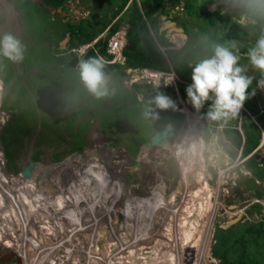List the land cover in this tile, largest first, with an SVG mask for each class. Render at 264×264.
I'll use <instances>...</instances> for the list:
<instances>
[{"label":"rangeland","instance_id":"1","mask_svg":"<svg viewBox=\"0 0 264 264\" xmlns=\"http://www.w3.org/2000/svg\"><path fill=\"white\" fill-rule=\"evenodd\" d=\"M9 1L10 0H0V38L9 34L18 41L21 39L26 40L32 45L30 47H33L34 39L38 37L36 33L40 32L42 29L41 23L45 16L43 11L36 9V4L33 3L24 2L19 5L15 2V5H18L19 9H21V11L23 10L24 14H33V17L31 16V22L26 20L28 26L29 23H31V25L29 28H24L20 23V18L14 6L7 5ZM39 1L40 0H35V2ZM175 1L176 3L170 1L165 4L164 16L176 22L183 21L190 27V41L189 39V42L186 41L184 36H181L182 38L178 37V35L181 34L180 31L171 28L163 30V28L161 29V27H159L158 23H154V25L149 24L148 28L154 38L158 51L164 52L167 60L169 53L176 65H180L185 60L184 64L189 65L192 63L194 67L196 64L194 60H186V58H188L189 54L195 51V49H204L205 47V52L208 50L210 54L208 53V55H206L202 53L201 57L205 59L207 56L211 55L212 46L207 42L208 40H206V38L207 31L212 32L214 28L209 29L205 21L200 22L195 18L188 17L183 10L185 0ZM200 1L202 0L194 1V10L197 6L202 5ZM224 3L225 4L219 1L210 3L207 4V8L210 12L219 10L222 13H229L233 16L234 7L232 6L231 0ZM130 6L131 4L129 2L126 9ZM139 6L140 9L143 10L140 3ZM66 8L70 10L69 12L71 15H74V13L76 14L79 22L83 21L84 24H87V22L90 21V25H93L92 31L95 32L99 38L107 36L109 30L101 32L99 29L100 27L97 26L98 18L94 15L98 10L107 8L106 3L101 2L94 8L89 9L88 0H70L66 4ZM122 13L117 17V20L121 18ZM87 14L92 16L89 15L90 17L86 18ZM153 16L155 17L156 15ZM77 20L74 19V21ZM217 21L218 19L216 22ZM240 22L244 25H248L251 23V20L245 18L243 15L239 19V23ZM127 28L128 24L125 21H122L118 27V32L123 44L126 43ZM22 33L24 34L23 38ZM161 33H164L170 38L171 46L167 47V51L165 50L166 48L160 46L156 40V37H161ZM260 35H258L257 38H259ZM173 36H176L179 40H177V38L174 40L172 38ZM40 43H43V40H40ZM66 43H69V39ZM62 47H64V45H62ZM43 48L47 49L48 46L41 47L40 52L46 53V51L42 50ZM53 54H55V52H53ZM46 55L49 58V54ZM55 55L58 58H70L68 53L64 55ZM41 56L42 54L37 53L36 59H43ZM11 63L12 65L19 63V65L12 67L15 71L17 80H12L8 85L10 89L14 90L13 93L7 92L4 94L3 83L8 81L11 77V69L8 68ZM20 63L21 61H11L10 63L4 61V64L0 65L3 67L0 70H4L3 73L0 72V144L6 149L7 154V150L15 151L19 149V147H22L21 143L24 145L23 148L16 152L17 158L15 156L14 165L12 164L11 166L8 164L7 160H5L4 149H0V170L6 174V179L10 180L11 188L18 189L20 193L19 195L17 191H15L16 198L14 199L11 196L12 193L8 191L11 188H9V186L6 187L5 184H0V198L3 197V199H1V201L3 200V207L0 205V264H78V262H76L77 260L75 261L77 256H80L78 260L82 259L85 264H108V261L104 262V260H109L110 264H134L132 262V257L128 256L127 253L132 255L134 260H138L135 264H218L217 260L211 258L210 248L213 242L209 243V239L211 240L212 235H214L216 222H225L233 219L238 216L240 212L243 216L239 224L240 226L236 224L237 227L241 228V225L244 226L259 221V217L255 210L252 211L251 216L246 215L245 209H248L254 204L255 200L253 199V191L246 189L243 181L252 179L256 184L261 186L259 188L264 193V180L258 181L253 179L254 176L249 168L251 163L256 164L258 168L263 166V138H260L259 144H257L255 148L257 151L251 152L248 156H241L240 159L236 160L241 154L240 150H238L236 159L233 160L228 156L229 152L235 153L236 151L232 144L222 142L220 136L208 137L205 135L201 138L200 130L202 126L205 127L206 125L198 118V123L196 124V121H193L196 118H193L192 115L184 109L182 112L188 117L185 119L184 123L190 124L192 121L193 122L191 123L192 126L187 127L184 131V137L181 132L174 134V140L177 139V142H174V144H176L179 149L180 147H185L181 152H178V157L168 155L167 153L158 157V150L155 151L151 148L148 149L145 146H141L137 157L132 154L128 156L124 154L123 157L120 158V165H117L118 158L115 153L112 156L113 161L111 163H106V152L100 143L96 142L97 139L100 141V131L92 130L93 128L91 126V121L93 120L91 117L96 115V113H92L96 108L94 107L93 100L86 96H76L72 94V91L79 93L76 88V83L81 80L80 77L74 74L72 76L73 79H69L58 75V67H56V65L60 63L58 59L54 60L53 64L48 66L49 69H53L54 71L48 72L46 79H43L42 76L38 75L35 71V61H31L22 67ZM121 64L124 66L122 60ZM28 67H30L29 73L33 72L35 77H24L23 72L25 69H28ZM171 67L174 69L173 64ZM172 69L171 71H173ZM122 70L126 73V76L122 78V82L118 86L121 87L124 85L128 87L131 83L127 77L130 76V74H135L137 68L132 69L123 67ZM54 74L55 76H53ZM185 74L186 73L182 72L181 77H184ZM253 75L255 80L262 78L261 73L255 69L252 74V81H254ZM139 76L141 79L140 83L135 84L147 85L146 83L150 82L146 79L148 74L140 72ZM34 82H36V85H34ZM47 84H50V92L46 91L45 86ZM31 85L34 86L33 93L27 92ZM53 85L56 86L57 91L54 89ZM79 86L86 89L83 82L80 83ZM120 87L115 88L116 90L113 97L118 98V96H125L126 90ZM18 88H21L24 92V97L26 98L25 104H19L12 109L11 104L13 102L16 104L17 99L23 96L21 92L17 91ZM67 93L69 94L68 96L69 99H71V103L65 106L62 105V107L59 108L56 97L66 95ZM50 94L51 96H49ZM53 95L55 99H53ZM138 99H142V95H140ZM185 103L187 105L191 104L188 98L185 99ZM22 106L26 108L27 111L32 112V121L34 120L33 123L35 128L29 134V141L24 140L25 135L23 134L24 128L26 125H29V118L25 117L23 119L17 112L23 109ZM67 107H69V109ZM209 108V106H202L199 109V117L202 118L206 111H209ZM149 109L151 110L150 112ZM146 112L148 113L147 115ZM127 116H130L132 119L135 117L137 118L136 127L139 128L136 135L144 138L146 131H150L149 127L164 122L168 119L170 114H164L154 103H145L140 105L137 109L130 106L127 111ZM15 122H17V124ZM248 122L253 124L250 121ZM248 122H245L243 126H246ZM83 124H85V128L82 127L81 133L76 136L75 131H77L79 125ZM191 128H195L196 131H198V135L195 132H191ZM44 129L46 130L44 131ZM216 129L222 131L221 128ZM127 136L129 138V135ZM199 138L202 144H199ZM40 139H44L47 142L43 143L44 141H40ZM79 139L80 141H78ZM37 140L42 143L40 146H38L39 142H37ZM188 141L191 142V145H188ZM93 143H95L98 151L91 149ZM34 144L37 145L34 146ZM71 146L74 148V151L69 150ZM126 148H129V145H126L125 149ZM133 149L135 148L133 147ZM21 154H23V156H20ZM80 154H82V156ZM140 154L142 155L140 156ZM30 155H33L30 160L31 164L27 165L25 157H29ZM87 155H89V157H86ZM153 155L155 157H151ZM181 155L182 157H180ZM101 159L104 162V167H107L111 173L107 174L106 185H101L96 181L89 171V169H91L92 172L105 170L101 165ZM16 167L18 169L16 173L18 174V172L22 171L23 175H17L13 172ZM32 168L37 170L33 171ZM28 172H33L32 175H34L38 183H32V179L29 180L27 177L23 178L29 174ZM41 173L45 174L40 176ZM160 174H163L164 177ZM14 176H16V179H14ZM108 176H111V182H108V179L110 180ZM160 181L163 182L164 186L159 183ZM40 184L42 185L39 186ZM117 187L128 190L121 194L128 195V197H122L125 201V205L128 203V198L131 197L129 195L134 196L131 197L133 198L131 201L132 216H123V218L126 219L125 221H129L131 224L125 225V228L122 225H117L120 220L119 217L122 216L119 215L118 212H115L114 208H110L112 210V216L107 215L108 206L117 199V194L114 193ZM243 188L246 189V192L243 193L244 197L240 199L239 204H237L235 203L238 202L235 201L236 196L241 194ZM5 189L7 192H4ZM27 190L30 191V193ZM173 195L176 197L178 196V199L171 202L169 197ZM19 197L21 199V204L23 202L25 204L26 202L24 197L29 198V200L27 198L28 206L26 209L22 206V208H24L22 211L19 205L14 208V204L10 201L12 199L15 203H19ZM31 197L33 201H31ZM161 197L163 199L162 204H160ZM195 197H198L194 200V204L196 203L197 206L196 208H192L193 200H187ZM122 201L119 202V205L124 209L121 210V214H124L126 211ZM31 202L32 204L30 205ZM184 202H186V204H184ZM76 203H84L82 207L88 206L89 210L92 205L93 209L97 207L104 212L101 213L99 217H91L89 213L82 214L83 217H81V220L83 221L80 222L82 223L81 227L79 225L80 223L77 221L76 224L74 223L73 218H76V214L73 215L72 218L67 219V216L71 214V209L76 207ZM47 205L51 208H47ZM65 209L70 211H67L65 214ZM81 209L84 211L83 208ZM27 210H30V214L32 215L28 214L26 212ZM61 212L64 213V215H61L62 218L58 216ZM51 214H53V216H51ZM210 214L212 215L211 217L209 216ZM215 215L216 218L214 223ZM8 217L12 219V226L10 222H4L2 220ZM177 217L184 219L187 228H184V226L180 224L178 225L179 220ZM31 218L32 221L36 220L37 225L30 220ZM96 218L98 221L97 230L101 231L102 234V237L98 240L97 248L95 245H92L94 240L93 237L95 236L93 233L91 236L92 241L88 243L89 246H86V243L90 240V237H81V242L74 243L72 241L73 236L75 237L76 234L81 236L86 235V226L90 229L91 235V231L96 229L97 223L94 220ZM101 219L103 221H99ZM69 220L71 222H68ZM165 223L166 226H164ZM213 223L214 228L212 232ZM23 224L25 225L26 235H20L23 233L22 231H24ZM165 228L168 232H164L166 237H162L164 240L161 244L162 241H159V232ZM115 231H118L119 235L117 237H115L117 235ZM178 232L183 235H178ZM109 233L112 234L109 235ZM67 236L70 242L68 246H65L68 239ZM110 236H112V240ZM193 238L195 240V245H200L199 243L203 240L201 244L202 251L200 249L201 252L192 251ZM85 239H87V241H85ZM75 240L78 241L80 239ZM179 241L182 245H180ZM5 243L8 244L11 249H7ZM159 243L161 246L158 247ZM261 243H264V241ZM57 244H60V250ZM90 246H93L94 250H91L89 248ZM56 247L58 249H56ZM178 248L179 250L177 251ZM254 250L255 248H252V251ZM96 251L99 255L93 256ZM192 254H194L196 258L192 256ZM91 256H93V258H91ZM101 256H103L104 259H101ZM57 257L60 258V260ZM192 258L193 260H191ZM209 258L212 260H209ZM8 260L9 263H7Z\"/></svg>","mask_w":264,"mask_h":264},{"label":"trees","instance_id":"2","mask_svg":"<svg viewBox=\"0 0 264 264\" xmlns=\"http://www.w3.org/2000/svg\"><path fill=\"white\" fill-rule=\"evenodd\" d=\"M69 1L70 0H41V3L40 2L35 3V0H11L10 5L14 6V9L17 11L18 16L20 18V23L24 28L25 27L29 28V26L31 25V23H29V26H28L26 20L28 22H31V16L33 17V14L32 13L24 14L23 10L21 11V9H19V6L15 5V2L16 4H19V5L24 2L36 4L35 8L43 11L45 15L44 19L45 17H48V19H46V22L49 21L47 8H50L52 12V18H53L52 28H55L52 32V37L54 39L53 52H55V54L64 55L66 53L69 54V52L72 50H79L85 46H88L89 44L93 42L94 38H96L97 36V34L92 31L93 25H90V21L87 22V24H84L83 21L74 22V21L67 20L66 15L64 17L62 16L58 17L61 14L60 13L57 14L56 13L57 10H60L66 14L67 12L66 4ZM103 2L107 4V8H104L103 10L101 9L100 13L105 12L107 13L109 17L107 20V24L100 30L101 32H103L104 30H109V32L106 37L98 40L93 46L87 49L81 58H78L76 55L72 53L69 54L70 56L69 59L58 58L56 57L55 54H53L52 50H48L46 51V53L40 52L41 50L39 49V47L42 44L40 43V40L42 38L37 37L34 39V42H33L34 43L33 47H36L35 48L36 52L32 55L29 54L30 56L28 57V60H27V56H28L27 50L26 51L23 50V59H22L23 63L22 64L26 63V60H27V63L31 61H35V66H36L35 71L37 72L38 75H41L43 79L47 78L48 72L54 71L53 69H49L48 66L52 65L53 61L56 59H58V61L60 62L59 64L56 65V67H58V71H57L58 75H61L69 79H73L72 76L74 74L75 76L80 77L79 76L80 62L84 60H88L90 58L100 59L104 65L103 71L105 73V76L114 74V77L112 78L114 80H119V81L123 77H125V73L122 70L123 67L124 68L128 67L132 69L133 68H152V69L159 68L162 71H168V67L166 66L165 59L162 56V54L158 51L154 38L148 28L149 24L154 25L156 18L153 15L157 14V12L163 7L164 0H138V1L136 0H105ZM129 2L131 6L126 9V6ZM200 2L203 6L199 5L194 10V5H193L194 0H185L184 12L186 13L188 17H197L198 19L205 20V24L207 25V27L209 29L213 28L214 24L216 23V17L218 16V13L212 15L206 11L204 5L212 1L202 0ZM139 3L140 5H142L143 10L140 9ZM121 13H122L121 18L117 20V17ZM241 15L242 13L240 12V10L235 8V14L233 16L234 20H230L231 18L229 14H224L221 16L222 19H225L227 21V22H224V26L226 29L225 37H229L233 40H236V39H240L242 35L243 37L245 36V31H244L245 28L237 23V19L240 18ZM103 20L104 19H101V20L98 19L97 23H100ZM114 20L115 22L112 24ZM122 21H125L128 24L126 43L122 50V56L125 59L124 66L117 65V64L109 65L108 61H110L111 57L107 53V42L111 38V36H113L117 32L118 27L120 26ZM250 27H252L253 29L256 28V32H260V33L264 32V26L260 29H259L260 26L259 27L250 26ZM30 30H31V27H30ZM185 31L190 41L191 28L190 27L187 28L185 26ZM23 35L24 34L22 33V38H23ZM207 35L210 38V42L214 43V39L212 38L213 36L210 33H208V31H207ZM66 37H68L69 43H66L65 46L62 47L60 44ZM215 38L217 39L223 38V36H215ZM48 42H50V38H43V44H47ZM24 43H25L24 44L25 46L29 44L26 40H24ZM163 43L166 44L165 41ZM243 49L244 47L241 49V51ZM37 53L42 54L41 57H43V59L40 58V60H37L36 59ZM46 54H49V58L47 57ZM4 61L5 60L3 59V56L0 55V65L4 64ZM25 65L26 64H24V66ZM155 66H159V67H155ZM2 68L3 67L0 66V69ZM29 70H30V67L24 70L23 72L24 74L22 73L24 77L27 78L25 74H27V72L29 73ZM3 71L4 70H0V72L2 73ZM28 76H31L32 78L35 77L33 72L29 73ZM53 76H55V74ZM12 80L15 81L17 80V78H16V74L14 75V73L11 72L10 79L8 81L4 80L5 82L3 83V93L4 94L7 92L13 93L14 90L10 89V87L8 86ZM114 80H111V84H112V81ZM80 83H82L81 80L76 83V88H77V91L81 94L77 92H73V91H72V94L76 96L83 95L85 89L79 86ZM34 85H36V82H34ZM54 85L53 87L56 90L57 88ZM45 87H46V91L50 92V84H47ZM134 87H137V86H134ZM30 90H32V88H30ZM179 90H182L181 86H179ZM17 91L21 92L23 96L17 99L16 104L15 102L11 104L12 109L18 106L19 104H25L26 98L24 97V92L22 91L21 88H18ZM165 92L169 94L170 90H165ZM46 94H49V93H46ZM51 94L49 96H51ZM68 95L69 94L67 93L66 95L56 97L59 108H61L62 105L65 106L71 103V99H69ZM104 97H102L101 100H99L96 97L92 99L94 107H96L92 113H96V115L92 116L91 119H94V118L97 119L98 118V114H97L98 107L102 105L107 106L108 102L110 101L107 95ZM247 97L251 98V96L248 94H247ZM53 99H55V97ZM252 102H253V98L251 100L246 99L244 102L245 107L250 112L254 111L252 109L253 108ZM119 103L121 102L119 101ZM260 104H261V107L264 106L263 101ZM22 108L23 109H21L20 111H17L18 114L23 119L25 117L29 118V125L25 124L26 127L23 130V134L25 135L24 136V140H25V137H27L31 133V131H33V129L35 128V125L33 123L34 120L32 121V112L27 111V109L24 108L23 106ZM67 108L69 109V107ZM106 111H107V108H106ZM113 111L114 109L112 110L109 109L105 113V116L102 118V122L107 123L106 127L108 128V130L112 127V121H113L112 112ZM252 113H255V112H252ZM17 122L15 123L17 124ZM93 122L94 120L91 121V123ZM84 126L85 124L79 125L77 131L74 130L76 132V136L81 133L82 127ZM45 130L46 129H44V131ZM245 132H246L247 145L246 147L244 146V152H243L244 156L248 155L257 146L258 141L260 139V133L257 129H254L251 131L246 129ZM12 138L14 139L13 136ZM40 141H44L43 143L47 142L44 139H40ZM78 141H80V139ZM40 144L42 143L40 142ZM40 144L38 146H40ZM21 145L22 147H19V149L24 147L23 143H21ZM35 145L37 144H34V146ZM19 149H16L15 151L9 150L10 162L13 165H14V159L16 156V152ZM20 156H23V154H21ZM27 157L28 156H26V159H29V157L28 158ZM249 168L251 169V172L256 180L258 181L264 180V163H263V166L259 168L257 167L256 164L251 163L249 165ZM17 171L18 169L16 167V169H14L13 172L17 174L16 173ZM17 175H23L22 171L18 172ZM244 185H247L246 186L247 189L253 190L256 197L261 198L264 195V193L260 190V188L255 184L254 181H251V182L244 181ZM259 202L262 204L260 200ZM12 204H14V208H16V206L18 205L20 207V204L17 202L12 203ZM20 209L22 211V209L24 208L20 207ZM253 210H255L257 216L259 217L258 222L253 223V224L252 223L246 224L244 226L241 225V228L233 226L226 231L217 230L216 235H215L216 243L215 245H213L211 249V257L217 260L218 264H264V243H261L262 241H264V216L261 215L260 206L257 204L251 205L248 209H246L245 212L248 216H251ZM252 248H255V250L252 251Z\"/></svg>","mask_w":264,"mask_h":264},{"label":"clouds","instance_id":"3","mask_svg":"<svg viewBox=\"0 0 264 264\" xmlns=\"http://www.w3.org/2000/svg\"><path fill=\"white\" fill-rule=\"evenodd\" d=\"M136 1H138V0H136ZM215 1L216 0H214V2ZM10 2L11 1L8 2V4H7L8 6L10 5ZM39 2L41 3V0ZM214 2H209V3H206L204 5L206 11L212 15L218 13V16L216 17V19L220 20L222 23L227 22L225 19H222L221 16L224 14H229V13H222L219 10H216L214 12H210L208 10L207 4L214 3ZM231 2H232V6L236 9L240 10V12L245 16V18L250 19L253 24H255L257 22H262V23L264 22V0H231ZM35 3H37V2H35ZM66 10H67V8H66ZM69 11L70 10H67L66 14L63 12L61 15H63V17L66 15V19L70 20V21H74V19L77 20L78 18L76 17V14L74 13V15L73 14L71 15ZM73 12H74V9H73ZM87 15H86V18L91 16L90 14H87ZM191 18H195V19L199 20L200 22L205 21L203 19H198L197 17H191ZM230 18H231L230 20H234V18L231 15H230ZM74 22H79V20L74 21ZM114 22H115V20L112 22V24ZM173 22H175V21L170 20L169 23H173ZM177 23H179V28L174 23V25L168 26L165 29H169L171 27H176L178 31L181 32V30H183L186 33L185 26L187 28H188V26L183 21L177 22ZM239 24H242V23H239ZM213 28L214 29L212 30V32L208 31V33H210L212 36H223V38H224V35L222 34L223 29H221L218 26L213 27ZM224 28H225V26H224ZM117 33H119L118 30L114 35H116ZM163 35H164V33H161L160 36H163ZM113 36H111V38ZM49 38H50V42H48L47 44L42 43L41 46L39 47L40 50H41V47L48 46L47 49L44 48L45 51H48L50 46L52 44H54L53 37L51 36ZM66 38L68 40V37H66ZM102 38H104V37H102ZM102 38H99L98 36H96V38H94V40L91 44H89L88 46H85L79 50H72L69 52V54L72 53V54L76 55L78 58H81L87 49H89L98 40H100ZM223 38H218L217 41L214 43V45L212 46V54L210 56H208L205 59H202L192 68V71H191L192 83L189 86L185 85V86H188L185 90L187 98L190 101V103L194 109L199 110L205 104L206 101H209V100L212 101L210 108H209V111L207 112L208 118L212 121L227 120L228 118L236 117L239 114L241 108L243 107L245 100L248 98L247 97V90L249 89V86L252 84V78L249 77L248 75L244 74L246 72V69L239 65V61H240L241 57H240V55L237 54L236 51H234L237 47L236 43L234 41H232L226 45V44H224ZM159 39H160V37H156L158 44H159ZM256 39L257 40H256L255 44L248 48L246 56H247V59H248L250 65L255 70H257L261 73L262 78L257 82V84H258V87L264 89V32H262V34L259 36V38H256ZM206 40H208V39L206 38ZM19 41L17 39H15L12 35H9V34L4 35L2 38H0V55L5 57L3 59L9 63L11 61H13V62L21 61L20 65L22 67L24 64H27V60H28V57L30 55H29V52L27 51L28 56H27L26 63L22 64V62H23V60H22L23 59V50L26 51V48L22 47V45L24 44V40L21 39ZM66 42L62 41L60 45L65 46ZM207 42L209 43V40ZM185 45L186 44L184 42V46ZM169 46H171V44H169L168 47ZM173 49H175V48H173ZM122 50H123V48H122ZM122 50H121V57H122V61L124 62V57L122 56ZM165 50L167 51V48ZM80 51H82V53H80ZM160 53L162 54L163 57H165L164 52H160ZM110 57H112V56H110ZM16 65H19V63L18 64L15 63V65H12V63H11L10 66L13 67ZM109 65H115V64H109ZM117 65H120V64H117ZM121 66H122V64H121ZM103 67H104V65L100 59L90 58L88 60H84V61L80 62V64H79V76H80V79L86 88L84 90L83 94L87 98L92 99V97H91L92 95H94L96 98H102L108 94L107 78H106L105 73L103 71ZM140 72L141 71H139V73ZM139 73H137L138 75H136V76L134 74H132L130 76H134L135 79H137V78H140ZM145 74H148L146 79L150 78V75L154 76V78H153L154 82H150V83L147 82L146 84L149 86L158 84L154 88H157L159 92L160 91L165 92V90H169V88H173L174 94H181L182 90H179V86H181V88L184 87V82H182L180 78H179L180 80L178 79L179 76L177 77V74H175L174 71H171L170 73H167V74H164L162 72H157V71L145 72ZM170 74L173 76H169ZM167 76H169V77H167ZM166 78H167L168 84H171L172 86L164 85L163 82ZM138 83H140V81ZM132 85H134V84H130L129 86H132ZM31 87H32V85L30 86V88ZM150 103H154L155 106L161 110H167L169 108L175 107V102L169 96H167L163 93H158L154 97L153 101H151ZM174 109L178 112H181V110H182V108L178 102H177V105ZM150 111L151 110L149 109V112ZM147 114L148 113L146 112V115ZM184 131H185V129L182 128V129H178L175 133L181 132V133H183L182 136L184 137ZM174 134H172L170 136V139L172 137H174ZM201 138H202V136H201ZM260 138H263V140H264V134H262ZM130 139H133L132 136H129V141H130ZM135 142L136 141H132V140L130 141V143L134 147H138V144H135ZM258 144H259V142H258ZM95 147H96V145H95ZM2 148L4 149V153H5V157H6L5 160H7L8 164L11 166L12 164L10 162L9 150H7V152H8V154H7L6 149L0 144V149H2ZM255 148L251 152L257 151ZM148 149H149V147H148ZM183 149H185V147L184 148L180 147V149H179V147L176 145L175 157H178V152L179 151L181 152ZM154 150H158L160 152V149L158 147ZM168 150H169L168 155H171L170 154V148H168ZM248 155H246V156H248ZM241 156H244L242 152L237 157V159L235 157L233 160H235V159L238 160L241 158ZM86 157H89V155H87ZM180 157H182V155ZM25 159H26V157H25ZM26 160L30 161L31 155L29 156V159H26ZM37 169H38V167H37ZM37 169L32 168L33 171L34 170L36 171ZM89 171L91 172V175L95 178L96 181H98L101 185H106V183H107V179H106L107 173L106 172H104V171L92 172L91 169H89ZM42 172H44V171H42ZM28 173L33 174V172H28ZM44 174L45 173H41L40 176H43ZM160 175H163V174H160ZM108 177H110V180L108 179V182H111L112 181L111 176H108ZM163 177H164V175H163ZM23 178H26V176ZM253 179H255V177ZM251 181H253V180L252 179L248 180V182H251ZM159 183L162 186H164L162 181H160ZM243 183H244V181H243ZM256 185H259V184H256ZM259 187H261V186L259 185ZM10 188H11V185H10ZM181 188H182V186H181ZM251 191H253V190H251ZM245 192H246V190L241 192L240 195L236 196L235 201H238V202H235V203L239 204V200L244 197L243 193H245ZM252 194H253V199L255 200L254 204L259 205L260 211H261V209L264 206V195L260 198V197L255 196L254 191L252 192ZM259 200L262 202V204L259 202ZM162 203H163V199L161 197L160 198V204H162ZM254 204H252V205H254ZM125 208H126V214L131 215L132 214L131 204L126 203ZM245 211H246V209H245ZM71 214H72V211H71ZM239 215H241V217L239 218V220L237 222L238 225L241 223V218L243 216L241 212L239 213ZM215 218H216V215L214 217V223H215ZM236 218H237V216L235 218L227 220L225 222H220V221L216 222V228L214 231V235H212L211 240L209 239V243L213 242V244L210 248V255H211V249H212L213 245H215V243H216L215 235H216L217 230H222L220 228V226H223L227 222L235 220ZM2 220L4 222H10V225L12 226V219L11 218L8 217V220L3 218ZM30 220L32 221V218ZM32 222L35 225H37L36 220H33ZM214 223H213V227L211 229L212 232H213V228H214ZM23 226H24V231H22L23 233H21L20 235H26L25 234V225L23 224ZM234 226H236V224ZM87 228H88V226H86V228H85L86 229V232H85L86 235H88L90 233L89 228L88 229ZM88 231H89V233H88ZM223 231H226V230H223ZM210 237H211V231H210ZM66 243H67V241H66ZM74 243H77L76 240H74ZM6 248L11 249L8 247H6ZM211 258H209V260L213 259V258L212 259ZM7 263H9V260Z\"/></svg>","mask_w":264,"mask_h":264},{"label":"crops","instance_id":"4","mask_svg":"<svg viewBox=\"0 0 264 264\" xmlns=\"http://www.w3.org/2000/svg\"><path fill=\"white\" fill-rule=\"evenodd\" d=\"M103 1H105V0H88V7H89V9L94 8L96 5H98L99 3L103 2ZM170 1H172L173 3H176L175 0H164L163 7L157 12V14H155L156 15L155 17H157L156 20H155V23H158L159 27H161V29L163 28V30L166 28V24L170 22V20L167 19L166 16H164L165 4L170 2ZM194 1H196V0H194ZM210 1L214 2V0H210ZM217 1L225 4L224 2H227L228 0H216L215 2H217ZM184 9H185V5H184ZM233 9H234V14H235V8H233ZM100 10H98L96 12V14H94V15L100 20L104 19L100 23H97V26L100 27L99 29H102L107 24V20H108L109 16L105 12L100 13ZM47 11H48L47 13H48V16H49V21L46 22V19H48V17H45V19H43V21L41 23L42 24L41 31L36 33L39 38H42L41 40H43V38L51 37L52 36V32L55 29V28H52L53 18H52V12H51L50 8H47ZM56 13L57 14L58 13L62 14L63 12L60 11V10H57ZM61 16L63 17V15H60L58 17H61ZM242 16H243V14L240 16V18ZM240 18L237 19V23L238 24H239V19ZM240 25L245 28V30H244L245 31V36L243 37V35H242V37L240 39H236V40H233V39H231L229 37H225V31L226 30L224 28V23H222L220 20H218L214 24V27L218 26L221 29H223L222 30V34L224 35V38H223L224 39V44L227 45L229 42H232V41H234L236 43L237 47H236V49L234 51H236L237 54L240 55V57H241L239 64H240L241 67L246 69V72L244 74L248 75L249 77L252 78V74H253L254 68L250 65V63H249V61L247 59L246 53H247L248 48L255 44V42L257 40L256 39L257 36L262 34V32L261 33L260 32H256V28L253 29L250 26H258V27L260 26L259 27V29H260V28H262L264 26V24L261 23V22H257L255 24H253L252 21H251V23L248 24V25H244V24H240ZM172 38L175 39L176 36H173ZM212 38L214 39V43H215L217 41V38H215V36H213ZM207 39L209 40V44L211 46H213L214 43L210 42V38H209L208 35H207ZM66 41H67V38H65L63 40V42H66ZM164 41H165L166 44L163 43ZM24 44L22 45V47H25L30 55H32V54H34L36 52V50H35L36 47H30L29 44H27L25 46ZM159 44L161 46H163V48H167L168 45L171 44L170 38L167 35L161 36L160 39H159ZM53 45L54 44H52L50 46L51 50H54V49H52ZM243 47H244V49L241 51V49ZM205 48L204 49H198V48L195 49V51H192L189 54V57L186 58V60L193 59L194 62L197 64L199 61H201L203 59L201 57L202 53L208 55L209 51L207 50V52H205ZM42 50H44V48ZM211 54H212V48H211ZM164 59H165L166 66L168 67V71H162L159 68L158 69L137 68V71L134 74L135 76L138 75L137 73L139 71H141V72L157 71V72H162L164 74H167V73L171 72V69H172L171 66L173 64L174 69H172V70L179 76V78L182 80V82H184V87H182L181 94H174L173 93V88H169V90H170L169 94H167V92H164V91H162V92L161 91L160 92L157 91L158 93H163V94L169 96L175 102V107H176L177 102H178L180 104L181 108H182L181 112L176 111L174 109L175 107L174 108H169L167 110H162L164 113L167 112L166 114H170V116L164 122H160L159 124L156 125L157 131L159 130L160 132H162L161 128H163L165 126L163 130L166 131V134L168 133V134L172 135L178 129L184 128L186 130L187 127L192 126L191 123L193 121H196V124H197L198 123L197 122V118H198L200 121H203V123L206 125L205 127L202 126L201 130L199 129L200 132H201V136L202 137L205 136V135H207L208 137H210V136H220L222 138V142H227V143L232 144V146L236 149L235 153H233V152H229L228 153L229 158H232V159H234L236 157V154H237L238 150H240V152H242V153L244 152V146L246 147V145H247L246 132H245L246 129H248L250 131L254 130V129H257L259 131V133H260V137H261L262 134H264V106L261 107V104H260V103H262V101L264 102V93L262 91L264 89L258 87L257 82L260 80L259 78L255 80L254 79V75H253V80L254 81H252V84L249 86V89L247 90V94L251 96V98L248 97L247 99L251 100L253 98V102H252L253 108L252 109L254 111H252V112H255V113H252V112L248 111V109L243 104V107L241 108L239 114L236 117H234V118H228L227 120L212 121V120H210L208 118L207 111H206L205 115L202 116V118H203L202 119L201 117H199V115H200L199 110L194 109L191 104L187 105L185 103V99L187 98L185 90L192 83V81H191V71H192V68H193V64L191 63L189 65H186V64H184V61H183L180 65H176L175 62L172 60L171 56L169 55V53H168V60H167L166 57H164ZM155 67H159V66H155ZM8 68H10L11 72L14 73V75H15V71L13 70V68L12 67H8ZM182 72L186 73L184 75V77H181L182 76ZM28 75H29V73L27 72L26 76H28ZM169 76H171V74ZM169 76H167V77H169ZM111 77H114V74H111ZM131 77L132 76H128L127 79L129 80V78H131ZM165 80L167 81V78ZM157 85L158 84L152 85V86L156 87ZM167 85L172 86L171 84H167ZM185 85H188V86H185ZM33 87L34 86L31 87L32 88L31 93L34 92ZM135 91L138 92L139 94L142 93V91H140V90H135ZM82 96H84V94ZM91 97L93 99L95 96L92 95ZM98 99L101 100V98H98ZM99 102H98V104H99ZM211 103H212V101L209 100V101L205 102V104L203 106L204 107H208V106L210 107ZM184 109L187 110L192 115L193 118H196L190 124H185L184 123L185 119L188 118L182 112ZM248 121L252 122L253 124L249 123ZM245 122H248V124L246 126H243V124ZM216 128H221L222 131L218 130Z\"/></svg>","mask_w":264,"mask_h":264},{"label":"flooded vegetation","instance_id":"5","mask_svg":"<svg viewBox=\"0 0 264 264\" xmlns=\"http://www.w3.org/2000/svg\"><path fill=\"white\" fill-rule=\"evenodd\" d=\"M173 23H175V25L179 28V23L178 24H177V22H173ZM171 29L177 30L176 27H171ZM164 30H166V29H164ZM181 32L182 33L180 35H178V37L182 38L184 36L185 40L188 41V36L186 35V33L183 30H181ZM185 40H184V42H185ZM106 78H107V86H108V94H107V97H109L110 101L108 100L109 102H108L107 106L106 105L105 106L102 105V106H100L98 108V112H97L98 118L97 119L94 118L93 119L94 122L91 125L92 128H93L92 130H99L100 131V134H101L100 135L101 136L100 137V141L97 139L96 142L100 143V145L102 146V148L106 152V157H107L106 163H111L113 161V157L112 156L115 153L117 154V158H118L117 159V165H120V163H121V159L120 158L123 157L124 154H125V156H128L129 154H132L133 156L137 157L141 146H145L146 148L149 147V149L150 148L153 149L151 147L152 146L151 145L152 144V140L155 138V136H157V134H163L164 135L163 137H160L161 143H160V146H159L160 147V152L157 153L158 154V157H161V155H163L165 153L169 154L168 147L166 146V141H167V139L170 138L171 134H168V133L166 134V131L163 130L165 126L163 128H161V131L162 132H160L159 130L157 131L156 125H153V126L149 127V130L150 131H146V133L144 135V138H142L141 136L136 135V133L138 132V128H139V127H136L137 126V118L135 117V118L132 119L130 116H127V111L129 110V107L130 106H133V107H135V109H137L140 105H143L145 103L150 104V102L153 101L154 97L158 94V92H159L158 89L157 88H154L153 86L141 85V84H134V85L128 86V87H125L124 85H122L120 87L118 85L122 82V79L120 81L119 80H114L111 77V75L106 76ZM111 80H114V81H112V84H111ZM116 86H118L120 88H124L126 90L125 96H121V97L118 96V98L113 97V94H114V92L116 90L115 88H117ZM134 86H137V87H134ZM135 90H140V91H142V93L139 94ZM31 91L32 90H30V89L27 90V92H30V93H31ZM140 95H142V99H138V97ZM119 101L121 103H119ZM106 108H107V111L109 109H111V110L114 109V111H116V112H114V111L112 112L113 113V121H112V127L109 130L106 127V124L107 123L106 122H102V118L105 116V113L107 112L106 111ZM166 113H164V114H166ZM83 128H85V126ZM127 135L133 136L132 138H134V141H136V143L138 144V147H134L130 143L129 138H128ZM25 140L26 141H29L30 140L29 135L27 137H25ZM37 142H39L38 144H40V141L39 140H37ZM83 143H86V142H83ZM126 145H129V148H126L125 149V146ZM82 146H83V144H82ZM133 147L135 149H133ZM91 149L92 150L95 149V151H98V148L95 147V144L94 143H93ZM141 155L142 154H140V156ZM151 157H155V156L153 155ZM31 158H32V155H31ZM26 164L27 165H30L31 162L29 160H26ZM101 165L104 167V162L102 161V159H101ZM105 170H101V171H104L107 174H111L110 173V170L107 167L105 168ZM15 179H16V176H15ZM246 186L247 185H244L245 188H246ZM257 186L259 187V185H257ZM245 190L246 189L243 188L241 190V192H243ZM125 191H128V190H123L122 188L117 187V189L114 192L115 194H117V196H116L117 199L113 203H111V205H109L108 206V209H107V215H109V216L110 215L112 216V210L110 208H114L115 209V212H118V214L122 216V217H119L120 220H119V222H118L117 225L118 226H121L122 225L124 228H125V225H131L129 223V221H125L126 219L123 218V216L126 217L127 214L126 213L121 214L122 213L121 210H124V209H122L120 207V205H119L120 204L119 202L123 200L122 197H124V196L128 197V195H126V194L121 195ZM28 192L30 193V191H28ZM129 196L134 197L133 195H129ZM131 197L128 198V204H131V201L133 200V198H131ZM27 198L28 197H24V199L26 200L25 207L28 206V200H29V198H28V200H27ZM32 199L33 198L31 197V201H33ZM122 202H123V206H124L125 205V201L123 200ZM31 204H32V202L30 203V205ZM83 204L76 203L75 204L76 207L74 209H71L72 214H70L69 216H67V219L68 218H72L73 215L76 214V218H73L74 223L76 224L77 222L80 223L81 221H83V220H81V217H83L82 214H84V213H89L91 217H94V216L99 217V215L104 212V211L102 212L101 210H99V208H97V207H95L93 209L92 205H91V208L89 210L88 206L82 207ZM131 206H132V204H131ZM47 208H51V207H48V205H47ZM81 208H83L84 211H86V212H84ZM67 211H70V210L65 209L64 210L65 214H66ZM125 211H126V208H125ZM27 212H28V214H30V210H27ZM96 213H98V214H96ZM30 215H32V214H30ZM61 215H64V213L61 212V214L59 215V217H61ZM51 216H53V214H51ZM131 216H132V214L130 215V217ZM101 221H103V220L101 219ZM121 221H125V222H121ZM68 222H71V221L69 220ZM110 224H111V228H112V222ZM79 225L82 227V223H80ZM97 229L98 228L96 227L95 230L91 231V235L89 233L88 236L87 235H82L81 236V235H77L76 234L75 237L74 236L72 237L73 238L72 241L74 242L75 239H80V240L76 241L77 243H79V242H81V237H90V240L89 241H87V239H85V241H87L86 246L87 245L89 246L88 243L90 241H92L91 240V236H92V233H93L95 236L93 237L94 240H93V244L92 245H95L96 248H97L98 240H99L100 237H102V234L99 233L100 231H98ZM68 236H67V238H68L67 239V243H66L65 246H68L69 245L68 243L70 242V239H69ZM58 245L59 244H57V247H58ZM6 246L8 248H11V247L8 246V244H6ZM57 247H56V249H57ZM89 248L91 250H94L93 246H90ZM96 255H99L97 253V251L94 253L93 256H96ZM127 255L130 256V257H132V262L134 264L136 263V261L138 262V260H134L133 259V256L132 255H129L128 253H127ZM93 256H91V258H93ZM124 256H126V255H124ZM78 258H80V256L79 257L77 256L76 259H75V261L77 260L76 262H78V264H85L82 259L81 260H78ZM83 258H84V256H83ZM102 258L104 259L103 256H101V259ZM106 261H108V263L110 264V261L109 260H104V262H106Z\"/></svg>","mask_w":264,"mask_h":264},{"label":"bare ground","instance_id":"6","mask_svg":"<svg viewBox=\"0 0 264 264\" xmlns=\"http://www.w3.org/2000/svg\"><path fill=\"white\" fill-rule=\"evenodd\" d=\"M177 38V37H176ZM176 38L174 39V40H176ZM177 40H179L178 38H177ZM179 42H181V41H179ZM181 44V43H180ZM180 46V45H179ZM191 132H195V133H197V135H198V132L196 131V129L195 128H191ZM199 137V136H198ZM199 141H200V143L199 144H202V141H201V139L199 138ZM188 143V145H191V142L190 141H188L187 142ZM201 148V147H200ZM6 174H4L3 173V171L2 170H0V184H5L6 185V187L7 186H9V188H10V180H8V179H6ZM14 179H15V176H14ZM8 191H10L11 193H12V197L15 199L16 198V194H15V191H17V194H19L20 195V193H19V191H18V189H15V188H11V189H9ZM4 192H7V190L5 189L4 190ZM210 193V192H209ZM5 194H9V193H5ZM170 198V201L171 202H174V200H177L178 199V196L176 197V196H170L169 197ZM198 197H195V198H192V199H188L187 201H190V200H193L192 202H193V204H192V208H196V206H197V204L195 203L194 204V200L195 199H197ZM1 199H3V197L2 198H0V205L3 207V200L1 201ZM18 199H20V197L18 198ZM10 200V199H9ZM199 200V199H198ZM12 203H15V201L14 200H10ZM186 201V202H187ZM200 201V200H199ZM186 202H184V204H186ZM19 204H20V207L22 208V206L26 209V207H25V204H24V202L21 204V199H20V201H19ZM176 205V204H175ZM214 206H215V204H214ZM204 207V206H203ZM27 212V211H26ZM28 213V212H27ZM210 217L212 216L211 214L209 215ZM178 218V217H177ZM178 225L180 224L181 226H184V228H187V226H185V225H187L186 224V222L184 221V219H181L180 217L178 218ZM95 221H96V223L98 222L97 221V219H95ZM99 221H101V220H99ZM176 221V220H175ZM181 222V223H180ZM210 222V221H209ZM171 224H172V222H171ZM177 224V223H176ZM207 224V223H206ZM164 226H166V223H165V225ZM35 227V226H34ZM96 227L98 228V223H97V225H96ZM36 228V227H35ZM100 228V227H99ZM207 228V227H206ZM165 231H167L166 230V228L164 229V230H160V232H159V237H160V242H161V244L163 243V240L164 239H162V237H166V234H164V232ZM182 231H183V229H182ZM116 232V231H115ZM168 232V231H167ZM208 232V231H207ZM206 232V233H207ZM99 233H101V231L99 232ZM117 233V235L115 236V237H117L119 234H118V231L116 232ZM112 233H109V235H111ZM169 234H170V232H169ZM178 235H183V234H181V233H177ZM186 234V233H185ZM170 236H171V234H170ZM111 237L112 236H110V239H111ZM177 239V238H176ZM112 240V239H111ZM118 240V239H117ZM184 240V239H183ZM158 241V242H159ZM202 241L203 240H201V242L199 243L200 245H195V240H194V238H193V246H192V251L193 252H195V251H198V252H201L202 251ZM190 242V241H189ZM179 243H180V241H179ZM180 245H182L181 243H180ZM159 246H161L160 245V243L158 244V247ZM190 246V245H189ZM58 248H59V250H60V244L58 245ZM57 248V249H58ZM168 248H170V247H168ZM200 249H201V251H200ZM179 250V248L177 249V251ZM160 251V250H159ZM24 252H25V250H24ZM27 252V251H26ZM175 252V251H174ZM22 254V253H21ZM117 255V254H116ZM201 255V254H200ZM57 256V255H56ZM192 256H194V254H192ZM22 257V256H21ZM139 257V256H138ZM195 257V256H194ZM58 258V257H57ZM196 258V257H195ZM30 259V258H29ZM59 260H60V258H58ZM49 260V259H48ZM191 260H193V258L191 259ZM25 262V261H24ZM30 264V263H29ZM35 264V263H34ZM109 264V263H108Z\"/></svg>","mask_w":264,"mask_h":264},{"label":"built area","instance_id":"7","mask_svg":"<svg viewBox=\"0 0 264 264\" xmlns=\"http://www.w3.org/2000/svg\"><path fill=\"white\" fill-rule=\"evenodd\" d=\"M123 46H124V44L121 41V36H120L119 33L114 35L108 41V43H107V53H108V55L112 56L110 58V61H108V64H121V60H122L121 50H122ZM80 53H82V51H80ZM125 75H126V73H125ZM130 75H132V74H130ZM153 78H154V76L150 75V78H147V80L150 81V82H154ZM139 81H140V79L139 78L135 79L134 76L129 78V82L131 84H135L136 82L138 83ZM150 82H148V83H150ZM163 83H164V85L168 84V82L166 80H164ZM5 219L8 220V218H5ZM61 242H63V241H61Z\"/></svg>","mask_w":264,"mask_h":264},{"label":"water","instance_id":"8","mask_svg":"<svg viewBox=\"0 0 264 264\" xmlns=\"http://www.w3.org/2000/svg\"><path fill=\"white\" fill-rule=\"evenodd\" d=\"M172 25H174V23H167L166 24V27H168V26H172ZM124 61H125V59H124ZM263 91V93H264V90H262ZM166 130V129H165ZM164 135L163 134H157V136H155V138L152 140V146L151 147H153L154 149H156L157 147L160 149V143H161V140H160V137H163ZM132 141H134L133 139H131ZM174 142H177V139H175L174 140V138L172 137L171 139L169 138V139H167V141H166V146L168 147V148H170V154H171V156H174L175 157V154H176V144H173ZM135 144H137L136 142H135ZM69 150H72V151H74V148H72V146H71V148L69 149ZM83 150V149H82ZM78 154V153H77ZM80 155H82V154H80ZM26 177L29 179V180H31L32 179V183L33 182H37V180H36V178L32 175V174H27L26 175ZM38 183V182H37ZM42 184H40L39 186H41ZM261 215H263L264 216V206H263V208L261 209ZM241 217V215H238L237 216V218L235 219V220H232V221H230V222H227L225 225H223V226H220V228L222 229V230H227V229H229L230 227H232V226H234L235 224H237V222H238V220H239V218Z\"/></svg>","mask_w":264,"mask_h":264}]
</instances>
